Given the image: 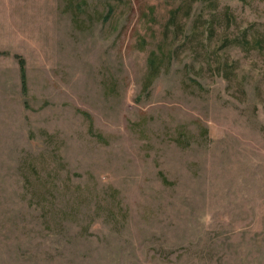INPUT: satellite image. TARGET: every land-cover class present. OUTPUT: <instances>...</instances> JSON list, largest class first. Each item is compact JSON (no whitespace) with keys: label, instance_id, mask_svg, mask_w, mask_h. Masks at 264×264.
I'll list each match as a JSON object with an SVG mask.
<instances>
[{"label":"rangeland","instance_id":"rangeland-1","mask_svg":"<svg viewBox=\"0 0 264 264\" xmlns=\"http://www.w3.org/2000/svg\"><path fill=\"white\" fill-rule=\"evenodd\" d=\"M0 264H264V0H0Z\"/></svg>","mask_w":264,"mask_h":264},{"label":"trees","instance_id":"trees-1","mask_svg":"<svg viewBox=\"0 0 264 264\" xmlns=\"http://www.w3.org/2000/svg\"><path fill=\"white\" fill-rule=\"evenodd\" d=\"M163 53H160L158 50L155 51H151L149 56H148V63L150 66V70H151V76L153 77L154 73L157 72L158 68H160V60L163 59L162 56ZM18 59H19V63H20V72H21V79H22V84H23V88L26 90V86H27V68H26V61L24 59L23 56L21 55H17ZM150 85V83H147L146 88ZM34 196H37V194H35Z\"/></svg>","mask_w":264,"mask_h":264}]
</instances>
